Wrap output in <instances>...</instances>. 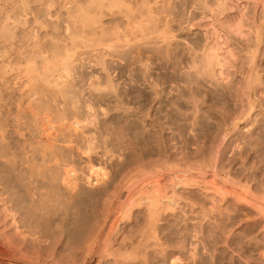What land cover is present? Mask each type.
Returning <instances> with one entry per match:
<instances>
[{
  "label": "rangeland",
  "instance_id": "374dc122",
  "mask_svg": "<svg viewBox=\"0 0 264 264\" xmlns=\"http://www.w3.org/2000/svg\"><path fill=\"white\" fill-rule=\"evenodd\" d=\"M1 1L0 8L5 5L0 10V222L2 221L4 228L7 226V229L5 228L7 231L5 234H7L3 235L0 232L2 234L0 235V264H113V262L114 264H144L147 261V264H264V237L261 236H264V227L261 228L264 226V19H262L261 6L264 0H159L158 4L153 0L152 2L156 5L151 2L154 9L156 10L159 6L150 18V22L155 20L153 23L151 22L152 24L150 23V37L152 38H150V50H153V53L151 51L142 53V51L139 52V49H135L133 52L130 49L131 55L125 47L120 48L123 43L120 44V41L116 42L115 39H110L113 42L109 46L116 49L112 51L111 46V50L106 49L109 47L98 42L99 31L96 32L99 36L96 34L93 36L91 32L84 29L86 31L84 35L87 38L83 35V41L80 26H78V30H73L71 25L66 23L67 19H64L66 8L57 4V1L28 0L29 4L25 1L30 8L26 7V3H22L24 0L22 2L13 0V3L12 0H4L6 3ZM15 1L19 7L13 6ZM21 3L25 6H22ZM51 6L53 7L50 8ZM12 8L15 11L18 9L20 12L22 9L24 10H22L24 13H21L22 15L17 11L16 13L13 11L15 14H10L11 18L21 16L19 23L12 18L13 22L17 24L16 31L12 27L13 22L12 24L8 21H5L8 22L7 24L3 22V19H6V13ZM43 10H46V13ZM3 11L4 14H2ZM157 11H159L158 14ZM94 12L92 11V15L90 14L92 22L93 19L95 20L96 14L97 20L99 17L98 11L96 14ZM102 14H100L102 17L99 18H103V20L99 19L98 23L95 20V23L100 27L105 25L103 31L104 27L107 28V31L113 30L112 28L116 24L114 21L117 18L106 17L104 13ZM32 16L37 22L39 21L38 25L36 21L32 22L34 21ZM18 17L15 19L18 20ZM24 21L25 23H23ZM101 21L102 23H100ZM83 24L78 23L77 25L85 26L84 22ZM155 24L156 29H160L159 31H156ZM1 25L3 27L11 25L9 34V28L1 29ZM111 25L113 26L111 27ZM164 26L166 27L164 28ZM73 31H79L81 35L78 34V36L81 37L77 38ZM154 31L155 33H153ZM23 32L26 33L23 34ZM30 34L35 38H31ZM49 36L51 40H49ZM105 36L104 38L109 40L107 38L110 37ZM29 39H33L35 44L39 43L36 48L32 47V41ZM154 40L158 41L154 42ZM49 42L51 43L49 44ZM102 42L105 43L104 39ZM107 43L110 42L107 41ZM113 43L116 47L113 46ZM102 46H104V50L110 51L104 52ZM22 47L24 48L22 49ZM66 47L73 50L74 53L68 64L70 71L64 74L67 78L66 76L61 77L64 79L60 81L63 85H60L61 88H54L53 91L48 90L52 86L58 88L60 82L54 84L55 86L48 84L49 87H47V83L42 85L39 82L41 66H43L44 60L49 62L48 64H52L54 56H58L56 55L58 51L59 56H61L60 54L64 55ZM199 50L202 52L199 53ZM205 50L207 52L209 50L208 54L216 56L217 59L211 56L214 58V60L212 59L214 63L207 64L206 61L211 57H208ZM97 52L101 53V56L103 53L105 54L101 58L102 61L104 59V70L103 67H98L99 65L96 66L92 62L94 57L99 55ZM37 53H41L40 55L44 58ZM196 53H199V56H196ZM202 53L206 54L202 55ZM59 56L58 59L55 57V60L58 61ZM203 56L208 57L207 60ZM32 57L33 59H31ZM196 57L208 65L205 74L202 71L207 66L200 65L199 63L202 62L200 60L199 62ZM35 58L37 59L35 60ZM47 58L51 61H48ZM193 59L198 64L192 65ZM29 61H33L32 64ZM57 61L54 62L56 65L59 63ZM136 62L139 63L140 68ZM145 63V67L148 65L146 70L143 65ZM6 64L7 66H5ZM142 66L143 69H141ZM191 66H194L192 68L195 70L189 68ZM31 67L34 71L36 70V73L38 72L36 75ZM196 67L200 70L204 69L200 71ZM25 68L28 69L27 73ZM251 68L253 69L251 70ZM29 69L32 72H29ZM186 71L189 72L186 73ZM250 71H253V75ZM188 74L189 78H187ZM23 75L25 76L23 77ZM106 75H109L112 80V84L110 82L112 92L109 89L110 93L105 91L108 88L102 90ZM145 76L146 78H144ZM252 76L254 77L252 78ZM8 78L9 81H7ZM94 81L101 82H99L101 85L98 86L100 89L96 87L99 83H94ZM167 144L169 145L167 146ZM198 152L204 155L208 153L207 159L211 160L212 158L211 161H208L210 164L215 163L213 165L215 167L208 166L209 169L206 168L204 174H201L203 171L201 173L194 172L195 170L189 171L188 168L187 175L186 169L181 167H187L185 160L198 156ZM183 155L185 156L182 157ZM164 160L168 163L166 164ZM158 161L161 163L159 164ZM174 165H178L176 169ZM178 167L180 168L178 169ZM98 171L104 173V176H96L95 173ZM185 174L187 178L190 174L197 178L199 183L195 182V178L190 175L196 185H200L203 192L198 186L188 190L190 187L188 184H185L187 188L184 184L181 185L182 187H176L177 183L180 185L182 178L185 180ZM126 178L128 180L131 178L129 183ZM187 178L186 181L188 180L187 182L190 183ZM192 179L190 178V180ZM136 180L137 183L133 182L136 187L134 185L131 188H135L136 192L133 191L135 195H146L149 191L150 193L152 191L151 194H153L152 189L157 186V188L160 187L159 190L162 189L161 192L167 193L166 204L169 202L168 198L170 202L173 201L171 202L173 206L175 203L192 204L191 207L187 205L188 207L184 208L183 212L171 210L175 214H171L170 210H161L159 213L162 216L158 217L160 220L154 225V227L156 226L155 232L152 233L153 236L150 234V238L146 240L145 244H141L138 239L147 233L149 227L145 217L140 215L141 211L136 209L129 217L122 215L121 185L126 183L132 185L133 183L131 182V184L130 181L136 182ZM171 187L175 190H172ZM185 189L188 190V193ZM204 192H206L205 196H212L211 198L215 201L214 208L211 210L208 209L209 205L205 206L207 203H203L205 201L201 196H204ZM107 202L108 204H106ZM2 206L5 207L2 208ZM4 208L15 216L13 217L16 219V228L10 225V215L7 212L3 213ZM144 222L145 224H143ZM101 223L102 225H99ZM97 228H101L99 230L102 231ZM150 229L152 230V226ZM257 229L260 230L259 233ZM93 230L94 232H90ZM156 231L158 232L156 233ZM93 233H96V236H93ZM154 233L156 234L154 235ZM88 234L92 235L94 239L91 236L89 241H86ZM91 239L94 240V243L90 242ZM132 240L133 242H131ZM82 245L83 248H86L83 249Z\"/></svg>",
  "mask_w": 264,
  "mask_h": 264
},
{
  "label": "bare ground",
  "instance_id": "6f19581e",
  "mask_svg": "<svg viewBox=\"0 0 264 264\" xmlns=\"http://www.w3.org/2000/svg\"><path fill=\"white\" fill-rule=\"evenodd\" d=\"M2 1H4V0H2ZM1 1V2H2ZM6 1H8V0H6ZM11 1V0H10ZM17 1V0H16ZM16 1H15V5L13 4V6H18V5H16ZM23 0H21L20 2H22ZM25 1H27L28 2V0H24L22 3H26ZM35 1H37V0H35ZM39 1V0H38ZM48 1V0H47ZM50 1V0H49ZM57 4L59 3L60 5H61V7H63V8H66V17H65V15H64V19H67L66 20V23H68V24H70L71 25V27H72V29L73 30H75V29H77L78 30V26H80V30L82 31V35H81V33L78 31V32H76V31H73L74 33H76V37L78 38V37H81V38H83V35H84V32H86L85 30L87 29V31L88 32H91V34L94 36V34H96L97 35V31H99L100 33H98V34H100V38H98V42L101 44L102 43V45L104 44V46H106V47H109V48H106V49H110V46H109V44H112V42L113 41H110V39H115V40H117L116 42H118V41H120V44L121 43H123L122 44V46L120 45V48H122V47H125V49H128L127 50V52L130 54V51L131 50H133V52H134V50L135 49H139V52H141L142 51V53H144L143 51H146V52H150L151 50H150V23L152 22H154V21H151L150 22V18H152L151 16H152V13L154 12V11H156V10H158V7L156 8V10L154 9V6H153V4L155 5V3L158 1L159 2V0H54ZM155 2V3H153V2ZM208 1V0H207ZM255 1V0H254ZM5 2V1H4ZM34 2V1H33ZM44 2V1H43ZM51 2V1H50ZM50 2L48 3V5L50 4ZM55 2H53V3H55ZM153 4H152V3ZM158 2L156 3V4H158ZM206 2V1H205ZM6 3V2H5ZM8 3H10V2H8ZM7 3V4H8ZM12 3H13V0H12ZM21 3V4H22ZM55 3V4H56ZM150 3H151V5H150ZM160 3V2H159ZM196 3V2H195ZM194 3V4H195ZM201 3V2H200ZM203 3V2H202ZM20 4V5H21ZM27 4V3H26ZM28 4H29V2H28ZM28 4H27V8H30V6H28ZM41 5H42V2L40 3ZM170 4V3H169ZM169 4H168V6H169ZM5 5V4H4ZM4 5H2L1 6V8L2 7H4ZM39 5V4H38ZM41 5H39V6H41ZM44 5V4H43ZM47 5V6H48ZM51 5H52V3H51ZM255 5V4H254ZM253 5V6H254ZM22 6H25V5H23L22 4ZM55 6V5H54ZM156 6V5H155ZM165 6V5H164ZM199 6V5H198ZM218 6V5H217ZM262 6V19H264V1H263V4L261 5ZM260 6V7H261ZM6 7H8V6H6ZM19 7V6H18ZM32 7V6H31ZM37 7V6H36ZM49 7V6H48ZM47 7V8H48ZM53 6H51L50 8H52ZM58 7V6H57ZM56 7V8H57ZM161 7H163V6H161ZM160 7V8H161ZM167 7V6H166ZM205 7V6H204ZM209 7V6H208ZM1 8H0V10H1ZM25 8V7H24ZM27 8H25V9H27ZM46 8V9H47ZM49 8V9H50ZM62 8V9H63ZM159 8V9H160ZM9 9V8H8ZM17 9V8H16ZM22 9V8H21ZM31 9H33L34 10V8H31ZM37 10H38V8H36ZM58 9H59V7H58ZM61 9V8H60ZM163 9V8H162ZM184 9V8H183ZM207 9V8H206ZM3 10V9H2ZM4 10H6V9H4ZM23 10V9H22ZM21 10V12L17 9L16 11L19 13L20 12V14L24 11H22ZM29 10V9H28ZM32 10V11H33ZM208 10V9H207ZM13 11H15V10H13V8H12V10L10 9V10H8V12H7V10H6V16H5V18L6 19H3V20H1V21H3V22H5V21H8V22H10V24H12V22H13V19L17 22V23H19V17H21V16H17L18 17V20H16L17 19V17H12L11 18V13L12 14H15L16 13V11H15V13H13ZM31 11V12H32ZM46 11V10H45ZM44 10H43V12H45ZM48 11H50V10H48ZM64 11H65V9H64ZM94 12L95 14H96V11H98V13H99V17H102L100 14H102V13H104L105 15H106V17H115V26H113V25H111V27L113 26L114 28H112L113 30H111L110 29V27H109V29H110V31H107V28L106 27H104V31H103V26H105V25H101V27L100 26H98L96 23H95V20H97V17H96V15H95V20L93 19V22H92V14H91V12ZM166 11V10H165ZM187 11V10H186ZM26 12H27V10H26ZM29 13H30V11H28ZM34 12V11H33ZM38 12V11H37ZM158 12L159 11H157V14H158ZM210 12V11H209ZM261 12V11H260ZM28 13V14H29ZM35 13H36V11H35ZM40 13V12H39ZM46 13V12H45ZM155 13V12H154ZM213 13V12H212ZM2 14H4V11H3V13ZM22 14H24V13H22ZM21 14V15H22ZM27 14V13H26ZM27 14V15H28ZM32 14V13H31ZM36 14H38V13H36ZM42 14V13H41ZM61 14V13H60ZM91 14V15H90ZM177 14V13H176ZM252 14V13H251ZM260 15H261V13H259ZM16 15H18V14H16ZM34 15V14H33ZM43 15H44V13H43ZM47 15V14H46ZM103 15V14H102ZM108 15V16H107ZM164 15V14H163ZM171 15V14H170ZM2 16H4V15H2ZM36 16V15H35ZM42 16V15H41ZM158 16V15H157ZM156 16V17H157ZM166 16V15H165ZM169 16V15H168ZM25 18H26V16H24ZM23 17V20L25 19ZM45 18H46V16H44ZM49 17H50V14H49ZM48 17V18H49ZM62 17V16H61ZM91 17V18H90ZM94 17V16H93ZM98 17V20L99 19H101V18H99ZM105 17V16H104ZM159 17V16H158ZM161 17H162V15H161ZM16 18V19H15ZM30 18H31V15H30ZM36 18V17H35ZM42 18V17H41ZM52 18V17H51ZM53 18H54V15H53ZM52 18V19H53ZM109 18V19H110ZM154 19H155V17H153ZM186 18V17H185ZM254 18H256V17H254ZM1 19H2V17H1ZM32 19L34 20V21H32V22H35L36 20L33 18V16H32ZM37 19V18H36ZM105 19V18H104ZM164 19H165V17H164ZM174 19V18H173ZM187 19H188V17H187ZM258 19H259V17H258ZM9 20H12V21H9ZM22 20V21H23ZM26 20H27V18H26ZM62 20V19H61ZM98 20H97V23H98ZM101 20H103V18L101 19ZM163 20V19H162ZM181 20V19H180ZM260 21H261V19H259ZM258 20V21H259ZM31 21V20H30ZM45 21H47V20H45ZM65 21V20H64ZM157 21H159V20H157ZM168 21V20H167ZM182 21V20H181ZM184 21V20H183ZM252 21V20H251ZM257 21V20H256ZM259 21V22H260ZM7 22V23H8ZM16 22L14 23L13 22V24H12V27H13V29L15 30V29H18L17 28V24H16ZM26 22H28V20L26 21ZM83 22L85 23V26H82V25H77L78 23H80V24H83ZM107 22V21H106ZM159 22H161V21H159ZM166 22V21H165ZM255 22V21H254ZM258 22V23H259ZM262 22V21H261ZM6 23V22H5ZM6 23V24H7ZM23 23H25V21L23 22ZM39 24V21L37 22L36 21V24ZM41 23V22H40ZM43 23V22H42ZM100 23H102V21L100 22ZM110 23V22H109ZM109 23H106V24H109ZM151 23V24H152ZM257 23V24H258ZM1 24H3V23H1ZM6 24H3V25H5L6 26ZM35 24V23H34ZM37 24V25H38ZM157 24V23H156ZM156 24H155V29H156ZM163 24H165V23H162V25ZM263 24V23H262ZM3 25H1L2 26V28L1 29H4V28H6L7 29V27L9 28L11 25H9V26H7V27H3ZM19 25V24H18ZM20 25L22 26V24L20 23ZM19 25V26H20ZM26 25V24H25ZM24 25V26H25ZM28 25H29V23H28ZM27 25V26H28ZM42 25V24H41ZM40 25V26H41ZM45 25H46V23H45ZM84 25V24H83ZM159 25V24H158ZM166 25V24H165ZM253 25V24H252ZM24 26H23V28H24ZM32 26V25H31ZM52 26H53V24H52ZM67 26V25H66ZM107 26H110V25H107ZM167 26V25H166ZM166 26H164V28L166 27ZM12 27H10V28H12ZM42 27V26H41ZM40 27V28H41ZM44 27V26H43ZM153 27V26H152ZM180 27V26H179ZM10 28L8 29L9 31H8V34H9V32H10ZM37 28V27H36ZM47 28V27H46ZM45 28V29H46ZM69 28V27H68ZM158 28V27H157ZM162 28V27H161ZM257 28V27H256ZM256 28H255V30H256ZM43 29V28H42ZM65 29V28H64ZM66 29H67V27H66ZM69 29H71V28H69ZM85 29V30H84ZM154 29V28H153ZM154 29V30H155ZM258 29H260V28H258ZM264 29V28H263ZM5 30V29H4ZM13 30V31H14ZM20 30H21V28H20ZM29 30V29H28ZM54 30V29H53ZM84 30V31H83ZM159 31L160 29H156V31ZM162 30V29H161ZM168 30V29H167ZM188 30H189V28H188ZM254 30V29H253ZM254 30V31H255ZM16 31V30H15ZM24 31V30H23ZM31 31H32V29H31ZM34 31H35V29H34ZM50 31V30H49ZM92 31H94V33H92ZM107 31V32H106ZM166 31V30H165ZM164 31V32H165ZM174 31V30H173ZM4 31L2 30V33H3ZM6 33H7V30L5 31ZM28 32V31H27ZM65 32V31H64ZM66 32H68V31H66ZM163 32V33H164ZM169 32H170V30H169ZM256 32H258V31H256ZM261 32V31H260ZM0 33H1V31H0ZM21 33V32H20ZM24 33H26V32H23V34ZM29 33H30V31H29ZM153 33H155V31L153 32ZM162 33V34H163ZM171 33V32H170ZM4 34V33H3ZM14 34V33H13ZM32 34V33H31ZM30 34V35H31ZM38 34V33H37ZM51 34V33H50ZM78 34H80L81 36H78ZM88 34V33H87ZM91 34H89V35H91ZM167 34H169L168 32H167ZM258 34V33H257ZM11 35H12V31H11ZM28 35V37H29V34H27ZM42 35V34H41ZM103 36V39H104V41H105V43L104 42H102L103 41V39H101L102 38V36ZM105 35H108L107 37H110V38H107V39H109V40H106L104 37H106ZM154 36H155V34H153ZM20 36V35H19ZM23 36V35H22ZM32 37L31 38H35V37H33L34 35H31ZM37 36V35H36ZM45 36V35H44ZM64 36V35H63ZM68 36V35H67ZM85 37H86V35H84ZM97 36H99V35H97ZM154 36H152V37H154ZM157 36H158V34H157ZM162 36V35H161ZM161 36H160V38H161ZM171 36V35H170ZM259 36V35H258ZM2 37V36H1ZM3 37H4V35H3ZM24 37V36H23ZM38 37H39V35H38ZM48 37V36H47ZM53 37V36H52ZM90 37V36H89ZM12 38V37H11ZM18 38V37H17ZM39 38H41V37H39ZM38 38V39H39ZM66 38H68V37H66ZM87 38V37H86ZM93 38V37H92ZM169 38V37H168ZM26 39V38H25ZM24 39V40H25ZM56 39V38H55ZM60 39V38H59ZM152 39V38H151ZM162 39L164 40V36L162 37ZM258 39V38H257ZM4 40V39H3ZM2 40V41H3ZM9 40V39H8ZM10 40H12V39H10ZM30 40V39H29ZM29 40H28V42H29ZM33 40V39H32ZM32 40H30V41H32ZM44 40V39H43ZM43 40H41V41H43ZM45 40H46V38H45ZM49 40H51L50 39V36H49ZM65 40V39H64ZM77 40V39H76ZM161 40V39H160ZM165 40H166V38H165ZM7 41V40H6ZM26 41V40H25ZM38 41V40H37ZM53 41V40H52ZM82 41V40H81ZM83 41H84V38H83ZM87 41V40H86ZM89 41V40H88ZM91 41V40H90ZM101 41V42H100ZM107 41H109L110 43H107ZM152 41V40H151ZM156 41H158V40H154V42H156ZM167 41V40H166ZM171 41V40H170ZM24 42V41H23ZM33 42V41H32ZM31 42V44H33L32 45V47H35L36 48V45H38L39 43H37L36 41V43L37 44H35L34 42L32 43ZM76 42V41H75ZM79 42V41H78ZM77 42V43H78ZM97 42V41H96ZM163 42V41H162ZM169 42V41H168ZM13 43V42H12ZM18 43H20V42H18ZM51 42H49V44H50ZM53 43V42H52ZM84 43V42H83ZM91 43H93V42H91ZM107 43V45H105ZM137 43H139V44H137ZM151 43H153V42H151ZM159 43V42H158ZM167 43V42H166ZM202 43V42H201ZM16 44H17V42H16ZM25 44V43H24ZM58 44V43H57ZM96 44V43H95ZM94 44V45H95ZM114 44V43H113ZM163 44V43H162ZM1 45V44H0ZM5 45V44H4ZM23 45V44H22ZM82 45V44H81ZM80 45V46H81ZM86 45V44H85ZM88 45H90L89 44V42H88ZM92 45V44H91ZM93 45V46H94ZM116 45H118V44H116ZM161 45V44H160ZM166 45V44H165ZM9 46V45H8ZM26 46V45H25ZM51 46V45H50ZM52 46H53V44H52ZM58 46V45H57ZM79 46V45H78ZM92 46V47H93ZM104 46H102L103 47V50H104ZM113 46H115V44L113 45ZM119 46V45H118ZM203 46V45H202ZM205 47H206V45H204ZM3 47V46H2ZM27 47H28V45H27ZM39 47V46H38ZM42 47V46H41ZM61 47V46H60ZM76 47V46H75ZM88 47V46H87ZM91 47V46H90ZM116 47V46H115ZM154 47H155V45H154ZM153 47V48H154ZM166 47V46H165ZM189 47V46H188ZM205 47H204V49H205ZM11 48V47H10ZM24 47H22V49H23ZM57 48V47H56ZM82 48H84V47H82ZM97 48V47H96ZM95 48V49H96ZM113 48V50L112 51H114L115 49H114V47H112L111 46V49ZM198 48V47H197ZM210 48V47H209ZM2 49V48H1ZM12 49V48H11ZM18 49V48H17ZM27 49V48H26ZM31 49H33V48H31ZM64 49V48H63ZM76 49V48H75ZM88 49H89V47H88ZM87 49V50H88ZM100 49H102V48H100ZM104 50V52L105 51H110V50ZM131 49V50H130ZM159 49V48H158ZM207 49V48H206ZM7 50V49H6ZM21 50V49H20ZM29 50V49H28ZM39 50V49H38ZM50 50V49H49ZM53 50V49H52ZM77 50V49H76ZM80 50V49H79ZM91 50V49H90ZM97 50H98V48H97ZM212 50H214V49H212ZM26 51V50H25ZM34 51V50H33ZM83 51V50H82ZM85 51V50H84ZM93 51H94V49H93ZM96 51V50H95ZM117 51V50H116ZM123 51H124V49H123ZM153 51V50H152ZM151 51V52H152ZM155 51V50H154ZM168 51V50H167ZM194 51V50H193ZM200 51V50H199ZM198 51V52H199ZM211 51V50H210ZM5 52V51H4ZM15 52V51H14ZM23 52V51H22ZM35 52V51H34ZM38 52V51H37ZM46 52V51H45ZM44 52V53H45ZM56 52V51H55ZM59 52V51H58ZM58 52H57V54L56 55H58L59 56V54H58ZM63 52V51H62ZM125 52H126V50H125ZM132 52V51H131ZM157 52V51H156ZM172 52V51H171ZM187 52H188V50H187ZM197 52V51H196ZM202 52V50L199 52V53H201ZM204 52V51H203ZM205 52H207L206 50H205ZM208 52H209V50H208ZM208 52H207V55H208V57L210 56H214L215 58H216V56L215 55H210L211 53H209L208 54ZM20 53V52H19ZM42 53V52H41ZM40 53V54H41ZM77 53V52H76ZM107 53H109V52H107ZM122 53V52H121ZM153 53V52H152ZM163 53V52H162ZM199 53H196V56L198 55L199 56ZM215 53V52H214ZM248 53H250V52H248ZM1 54V53H0ZM10 54V53H9ZM26 54V53H25ZM40 54H38L37 53V55H40ZM43 54V53H42ZM49 54V53H48ZM51 54H53V53H51ZM72 54H74L73 53V50H71L70 48H68V47H66V49H65V51H64V55H62V54H60L61 56H59L60 58L62 57V60H60V58H59V60H60V62H59V60L57 61V60H55V57H56V59H58V56H54V62H56L57 61V63H58V65H56L54 62H53V60H52V64L50 63V64H48L49 62H47L46 60H44V64L41 62V64H43V66H41L42 68V70H41V72H40V74H39V82H41L42 83V85L43 84H45V83H47V85L48 84H52V85H56V83L58 84L61 80H64V79H62L61 77H63L64 76V74H66V73H68V71H70V70H68V64L70 63L69 62V60L71 59L70 57L72 56ZM99 54V55H98ZM104 54V53H103ZM102 54V56L104 57V55ZM125 54V53H124ZM124 54H123V56H124ZM127 54V53H126ZM129 54H127V56H129ZM139 54V53H138ZM149 54V53H148ZM161 54V53H160ZM206 54V53H205ZM205 54H203L202 53V55H205ZM213 54V53H212ZM216 54V53H215ZM6 55V54H5ZM8 55V54H7ZM20 55V54H19ZM30 55V54H29ZM35 55V54H34ZM97 57L95 56L94 57V59H93V64H95L96 66H98V67H103L104 65H103V63H104V59H103V61H102V59L101 58H103L102 56H101V53H98L97 52ZM112 55V54H111ZM131 55V54H130ZM135 55H136V53H135ZM144 55V54H143ZM153 55V54H152ZM158 55V54H157ZM174 55V54H173ZM202 55H201V57H202ZM17 56V55H16ZM31 56V55H30ZM29 56V57H30ZM41 57H43L42 55H40ZM189 56V55H188ZM190 56H192V55H190ZM194 56H195V53H194ZM252 56V55H251ZM21 57V56H20ZM36 57H38V56H36ZM73 57V56H72ZM89 57V56H88ZM136 57V56H135ZM142 57H145V56H142ZM149 57V56H148ZM153 57V56H152ZM174 57V56H173ZM200 57V58H201ZM205 56H203V58H204ZM207 57V58H208ZM249 57V56H248ZM254 57V56H253ZM253 57H251V58H253ZM5 58V57H4ZM8 58V57H7ZM10 58V57H9ZM24 58V57H23ZM44 58V57H43ZM126 58V57H125ZM124 58V59H125ZM138 59H139V57H137ZM141 58V57H140ZM187 58V57H186ZM191 59L192 58H194V57H190ZM207 58L205 57L204 59L205 60H207ZM255 58V57H254ZM12 59V58H11ZM22 59V58H21ZM26 59V58H25ZM31 59H33V57L31 58ZM37 58H35V60H36ZM39 60H41L40 58H38ZM51 59V58H50ZM121 59V58H120ZM145 59V58H144ZM146 59H148V58H146ZM187 59H189V57L187 58ZM186 59V60H187ZM190 59V60H191ZM195 59V58H194ZM192 60V62L193 63H191L192 65H194V64H198V63H195L196 62V60ZM196 59H198V57H196ZM211 59V60H210ZM212 59L214 60V58L213 57H211V58H208V61H206L207 62V64L209 63H211L212 64ZM217 59V58H216ZM249 59V58H248ZM47 60L48 61H51V60H49L48 58H47ZM131 60V59H130ZM137 60V59H136ZM141 60V59H140ZM175 60V59H174ZM173 60V61H174ZM190 60H189V62H190ZM201 61L202 62V59H198V61ZM210 60V61H209ZM38 61V60H37ZM43 61V60H42ZM86 61V60H85ZM119 61V60H118ZM125 61V60H124ZM182 61V60H181ZM188 61V60H187ZM199 61V62H200ZM251 61V60H250ZM253 61V60H252ZM1 62V61H0ZM9 62H10V59H9ZM13 62H15V61H13ZM29 62H31V61H29ZM33 62V61H32ZM32 62H31V64H32ZM129 62V61H128ZM141 62H143L142 60H141ZM186 62V61H185ZM35 63V62H34ZM91 63V62H90ZM124 63V62H123ZM126 63H127V61H126ZM135 63V62H134ZM136 63H138V62H136ZM172 63V62H171ZM187 63V62H186ZM214 63V62H213ZM13 64V63H12ZM36 64V63H35ZM38 64H39V62H38ZM113 64V63H112ZM130 64V63H129ZM133 64V63H132ZM148 64V63H147ZM190 64V65H191ZM200 65L201 64H204V65H206L205 64V62L203 61L202 63H199ZM215 64H216V62H215ZM15 65V64H14ZM23 65V64H22ZM26 65H27V63H26ZM144 65V69L146 70V69H148L147 67H148V65H147V67H145L146 66V63L145 64H143ZM179 65V64H178ZM190 65H188V66H190ZM204 65H202V66H204ZM5 66H7V64L5 65ZM20 66V65H19ZM24 66V65H23ZM22 66V68H24ZM29 66V65H28ZM132 66V65H131ZM134 66V65H133ZM132 66V67H133ZM187 66V65H186ZM195 66H197V65H195ZM207 67H205V69L204 68H202L201 70H200V68H198L199 67V65H198V67H196V68H198L200 71H202L203 69H204V71H202L203 73L206 71V68H208V65H206ZM12 67H13V65H12ZM70 67V66H69ZM138 67H139V63H138ZM192 67H194V66H191V67H189V68H191V69H194L195 70V68H192ZM201 67V66H200ZM210 67H211V65H210ZM2 68H4L3 66H2ZM1 68V69H2ZM9 68V67H8ZM17 68V67H16ZM21 68V67H20ZM27 68V67H26ZM25 68V69H26ZM29 68H30V66H29ZM72 68V67H71ZM104 68L105 67H103V70H104ZM140 68V67H139ZM212 68V67H211ZM211 68H209V69H211ZM31 69H32V71L35 73L34 75H36L37 73L33 70V68L31 67ZM35 69H37L36 67H35ZM76 69V68H75ZM127 69V68H126ZM141 69H143V66H142V68ZM140 69V70H141ZM198 69H196V70H198ZM253 68H251V70H252ZM13 70V69H12ZM27 70L28 69H26V73H27ZM39 70V69H38ZM100 70H102V69H100ZM106 70V69H105ZM144 70V71H145ZM179 70V69H178ZM198 70V71H199ZM24 71V70H23ZM32 71H30V69H29V72H32ZM107 71V70H106ZM112 71V70H111ZM150 71V70H149ZM148 71V72H149ZM207 71H208V69H207ZM8 72H9V69H8ZM15 72V71H14ZM18 72V71H17ZM102 72H105V71H102ZM147 72V73H148ZM187 72H189V71H186V73ZM209 72V71H208ZM208 72H206V73H208ZM212 72V71H211ZM210 72V73H211ZM251 72V71H250ZM253 72V71H252ZM252 72H251V75H253L252 74ZM5 73V72H4ZM21 73V72H20ZM24 73V72H23ZM121 73H123V72H121ZM133 73V72H132ZM186 73H185V75H186ZM195 73H196V71H195ZM197 73H199V72H197ZM209 73V74H210ZM8 74H10V73H8ZM33 74V73H32ZM106 74V73H105ZM108 74V73H107ZM194 74V73H193ZM193 74H191V75H193ZM200 74V73H199ZM202 74V73H201ZM200 74V75H201ZM205 74V73H204ZM27 75V74H26ZM29 75V74H28ZM31 75V74H30ZM74 75V74H73ZM255 75V74H254ZM22 76V75H21ZM25 75H23V77H24ZM36 76V77H37ZM66 76V75H65ZM64 76V77H65ZM103 76V75H102ZM203 76V75H202ZM2 77V76H1ZM17 77V76H16ZM20 77V76H19ZM18 77V78H19ZM31 77V76H30ZM63 77V78H64ZM68 77H69V75H68ZM96 77V76H95ZM127 77V76H126ZM201 77V76H200ZM254 76H252V78H253ZM12 78V77H11ZM10 78V79H11ZM66 78H67V76H66ZM92 78H94V77H92ZM103 78V77H102ZM106 78V79H105ZM104 79H105V85H104V87L102 88V90L104 91V88H108L107 90H105V91H109V89H110V82L112 81V80H110V78H109V75H106V77H105ZM134 78V77H133ZM144 78H146V76L144 77ZM183 78V77H182ZM187 78H189V74H188V77ZM255 78H257V77H255ZM32 79V78H31ZM37 79V78H36ZM43 81H42V80ZM69 79V78H68ZM196 79V78H195ZM18 80V79H17ZM41 80V81H40ZM65 80H67V79H65ZM94 80V79H93ZM98 80V79H97ZM96 80V81H97ZM7 81H9V78H8V80ZM11 81V80H10ZM20 81V80H19ZM91 81H92V79H91ZM121 81V80H120ZM146 81V80H145ZM255 81V80H254ZM5 82V81H4ZM14 82V81H13ZM32 82V81H31ZM34 82H35V80H34ZM44 82V83H43ZM100 81H98V83H99ZM103 82V81H102ZM17 83V82H16ZM26 83V82H25ZM33 83V82H32ZM65 83V82H64ZM91 83V82H90ZM94 83H97V82H95L94 81ZM97 83V84H98ZM101 83V82H100ZM96 84L97 86V89H100V87H98L99 85H101V84ZM133 83V82H132ZM13 84V83H12ZM35 84V83H34ZM40 84V83H39ZM62 83L60 82V84H59V86H58V88H56V86L55 87H51L50 89H48V90H52V89H59V87L61 88V86H63V85H61ZM67 84V83H66ZM65 84V85H66ZM111 84H112V82H111ZM157 84V83H156ZM155 84V85H156ZM29 85V84H28ZM46 85V84H45ZM61 85V86H60ZM72 85V84H71ZM92 85V83L90 84V86ZM254 85V84H253ZM31 86V85H30ZM34 86V85H33ZM94 86V85H93ZM13 87V86H12ZM16 87V86H15ZM19 87V86H18ZM47 87H49V85L47 86ZM66 87V86H65ZM85 87V86H84ZM102 87V86H101ZM249 87L251 88V84L249 85ZM8 88V87H7ZM25 88V87H24ZM29 88V87H28ZM32 88V87H31ZM67 88H68V86H67ZM90 88V87H89ZM112 88H113V86H112ZM129 88V87H128ZM5 89V88H4ZM12 89V88H11ZM22 89V88H21ZM26 89V88H25ZM71 89V88H70ZM74 89V88H73ZM76 89V88H75ZM93 89H94V87H93ZM96 89V90H97ZM115 89V88H114ZM114 89H113V91H114ZM32 90V89H31ZM42 90V89H41ZM62 90V89H61ZM61 90H60V92H61ZM81 90V89H80ZM101 90V91H102ZM111 90V89H110ZM247 90H248V88H247ZM16 91V90H15ZM35 91V90H34ZM43 91V90H42ZM53 91V90H52ZM65 91V90H64ZM70 91V90H69ZM100 91V90H99ZM98 91V92H99ZM40 92V91H39ZM58 92H59V90H58ZM57 92V93H58ZM63 92V91H62ZM66 92V91H65ZM111 92H112V90H111ZM157 92V91H156ZM155 92V93H156ZM53 93V92H52ZM67 93H69V92H67ZM72 93V92H71ZM100 93V92H99ZM101 93H103V92H101ZM107 93V92H106ZM109 93H110V91H109ZM33 94H34V92H33ZM64 94V93H63ZM66 94V93H65ZM70 94V93H69ZM69 94H67V95H69ZM76 94V93H75ZM74 94V95H75ZM94 94V93H93ZM104 94H105V92H104ZM103 94V95H104ZM158 94V93H157ZM160 94V93H159ZM181 94V93H180ZM189 94V93H188ZM35 95V94H34ZM38 95V94H37ZM53 95V94H52ZM141 95V94H140ZM187 95V94H186ZM196 95V94H195ZM40 96V95H39ZM64 96V95H63ZM66 96V95H65ZM64 96V97H65ZM83 96V95H82ZM98 96V95H97ZM102 96V95H101ZM244 96V95H243ZM45 97V96H44ZM115 97V96H114ZM245 97V96H244ZM67 98V97H66ZM81 98V97H80ZM104 98V97H103ZM116 98V97H115ZM146 98V97H145ZM191 98V97H190ZM248 98V97H247ZM69 99V98H68ZM67 99V100H68ZM70 99H71V96H70ZM156 99V98H155ZM78 100V99H77ZM63 101V100H62ZM75 101H76V99H75ZM89 101V100H88ZM40 102V101H39ZM72 102V101H71ZM74 102V101H73ZM172 102V101H171ZM241 102V101H240ZM249 102V101H248ZM253 102V101H252ZM30 103V102H29ZM32 103V102H31ZM76 103V102H75ZM51 104V103H50ZM53 104V103H52ZM72 104V103H71ZM81 104H83V103H81ZM165 104V103H164ZM247 104H249V103H247ZM47 105V104H46ZM70 105V104H69ZM244 105V104H243ZM251 105V104H250ZM44 106V105H43ZM42 106V107H43ZM76 106V105H75ZM194 106V105H193ZM46 107V106H45ZM58 107V106H57ZM65 107V106H64ZM69 107V106H68ZM72 107V106H71ZM22 108V107H21ZM20 108V109H21ZM92 108V107H91ZM101 108V107H100ZM252 108V107H251ZM42 109V108H41ZM68 109V108H67ZM30 110V109H29ZM46 110V109H45ZM48 110H50V109H48ZM91 110V109H90ZM37 111V110H36ZM57 111V110H56ZM29 112V111H28ZM33 112V111H32ZM87 112V111H86ZM101 112V111H100ZM59 113V112H58ZM57 113V114H58ZM248 113V112H247ZM38 114V113H37ZM55 114V113H54ZM78 114V113H77ZM90 114V113H89ZM68 115V114H67ZM30 116V115H29ZM70 116V115H69ZM35 117V116H34ZM51 117V116H50ZM59 117V116H58ZM64 117V116H63ZM158 117V116H157ZM256 117V116H255ZM41 118V117H40ZM35 119V118H34ZM78 119V118H77ZM97 119H98V117H97ZM38 120V119H37ZM54 120V119H53ZM73 120V119H72ZM94 120V119H93ZM32 121H33V119H32ZM42 121V120H41ZM79 121V120H78ZM39 123V122H38ZM68 123H69V121H68ZM82 123V122H81ZM43 124V123H42ZM66 124V123H65ZM87 124V123H86ZM89 124V123H88ZM41 125V124H40ZM72 125V124H71ZM90 125V124H89ZM105 125H107V124H105ZM166 125V124H165ZM235 125V124H234ZM237 125V124H236ZM33 126H34V124H33ZM39 126V125H38ZM44 126V125H43ZM80 126V125H79ZM223 126V125H222ZM58 127V126H57ZM61 127H63V126H61ZM87 127V126H86ZM41 128V127H40ZM60 128V127H59ZM58 129V128H57ZM71 129H72V127H71ZM86 129V128H85ZM96 129V128H95ZM231 129V128H230ZM234 129V128H233ZM74 130V129H73ZM84 130V129H83ZM92 130V129H91ZM235 130V129H234ZM41 131H42V129H41ZM47 131H48V129H47ZM50 131V130H49ZM77 131V130H76ZM104 131V130H103ZM220 132V131H219ZM47 133V132H46ZM64 133V132H63ZM72 133V132H71ZM80 133V132H79ZM225 133V132H224ZM40 134V133H39ZM56 134V133H55ZM181 134V133H180ZM48 135V134H47ZM57 135V134H56ZM176 135V134H175ZM48 137H50V136H48ZM61 137V136H60ZM92 137V136H91ZM179 137V136H178ZM45 138V137H44ZM68 138V137H67ZM79 138V137H78ZM225 138V137H224ZM221 139V138H220ZM61 140V139H60ZM65 140V139H64ZM55 141V140H54ZM88 141H89V139H88ZM93 141V140H92ZM95 141V140H94ZM196 142V141H195ZM203 142V141H202ZM205 142V141H204ZM176 143V142H175ZM211 143V142H210ZM88 144V143H87ZM173 144H174V142H173ZM35 145V144H34ZM169 144H167V146H168ZM90 146V145H89ZM92 146V145H91ZM174 146V145H173ZM197 146V145H196ZM207 146V145H206ZM190 147V146H189ZM215 147V146H214ZM163 148V147H162ZM161 148V149H162ZM212 148V147H211ZM173 149V148H172ZM202 149V148H201ZM179 150V149H178ZM195 150V149H194ZM209 150H212V149H209ZM168 151V150H167ZM208 151V150H207ZM215 151V150H214ZM162 152V151H161ZM165 152V151H164ZM200 152V151H199ZM198 152V153H199ZM168 153H170V152H168ZM188 153V152H187ZM197 153V154H198ZM205 153V152H204ZM137 154V153H136ZM163 154V153H162ZM165 154H166V152H165ZM164 154V155H165ZM192 154V153H191ZM196 154V155H197ZM208 153H206L205 155L204 154H201V153H199L198 154V156H196V157H194V158H187L186 160H185V166H187V167H181L180 166V164H179V166L181 167V168H185L186 169V172H187V175H188V168L190 169L189 171H191V169H193V170H195L194 172H200L201 173V171H203V173H201V174H204L205 172V170H206V168L207 169H209L208 168V166L209 167H215V166H213L214 164H210L209 162L212 160V158H211V160H210V158L209 159H207L208 157L206 156ZM210 154V153H209ZM215 154V153H214ZM160 155V154H159ZM195 155V154H194ZM211 155V154H210ZM158 156V155H157ZM166 156V155H165ZM164 156V158H166V157H168V156H166L165 157ZM174 156V155H173ZM185 155H183L182 157H184ZM214 156V155H213ZM216 156H217V154H216ZM160 157V156H159ZM181 157V156H180ZM179 157V158H180ZM189 157V156H188ZM210 157V156H209ZM158 158V157H157ZM163 158V159H164ZM173 158V157H172ZM172 158H171V160H172ZM218 158V157H217ZM163 159H161V161H163ZM168 159H170V158H168ZM182 159V158H181ZM214 159V158H213ZM159 160V159H158ZM208 160H210V161H208ZM156 161V160H155ZM161 161L159 162V164L161 163ZM165 161V160H164ZM167 161H169V160H167ZM173 161H175V159H173ZM170 162V161H169ZM178 162V161H177ZM184 162V159H183V161H182V163ZM165 163H166V161H165ZM168 163V162H167ZM166 163V164H167ZM171 163V162H170ZM181 163V162H180ZM173 164V163H172ZM168 165H170V164H168ZM170 166H172V165H170ZM175 167V169H176V166H178V165H174ZM224 166V165H223ZM156 167V166H155ZM180 167H178V169L180 168ZM150 168V167H149ZM154 168V167H153ZM222 168V167H221ZM228 168H229V166H228ZM172 169V168H171ZM185 169H183L184 171H185ZM223 169V168H222ZM134 170H135V168H134ZM134 170H132V171H134ZM138 170V169H137ZM156 170V169H155ZM192 170V171H193ZM213 170H214V168H213ZM127 171V170H126ZM130 171V170H129ZM139 171V170H138ZM146 171V170H145ZM211 171V170H210ZM172 172V171H171ZM135 173V172H134ZM177 173H179V172H177ZM177 173H175V174H177ZM185 173V172H184ZM183 173V174H184ZM191 173V172H190ZM193 173V172H192ZM227 173V172H226ZM235 173V172H234ZM123 174V173H122ZM132 174H133V172H132ZM138 174V173H137ZM194 174V173H193ZM200 174V175H201ZM262 174V173H261ZM95 175L96 176H100V177H103L104 176V173H99V171H98V173H95ZM128 175H131V174H128ZM153 175V174H152ZM187 175L185 174V180L182 178V181L181 180H179V181H181V183L183 182V181H186V178H187ZM191 176H192V174H190ZM189 175V178H187V179H189V181H190V183L189 182H185V183H180V185H178V181L176 180V179H174L175 181H177V182H175V183H177L176 184V187H182L181 185H183L184 184V186L186 187V185L185 184H188L190 187L188 188V190H192V189H194L196 186H198L199 187V189L201 190V188H200V185H196V183L195 182H198L197 180V178H195V177H193V178H195V182L193 181L194 179H192V177ZM197 175V174H196ZM199 175V174H198ZM263 175H264V173H263ZM125 176V175H124ZM135 176V175H134ZM137 176H139V175H137ZM176 176H178V175H176ZM237 176V175H236ZM240 176V175H239ZM242 176V175H241ZM247 176V175H246ZM128 177H130V176H128ZM136 177V176H135ZM140 177H141V175H140ZM143 177V176H142ZM196 177H198L199 178V176H196ZM124 178V177H123ZM151 178V177H150ZM174 178H175V176H174ZM177 178V177H176ZM181 178V177H180ZM190 178L192 179V180H190ZM236 178H238V177H236ZM99 179V178H98ZM127 179V178H126ZM125 179V182L128 180H126ZM133 179V178H132ZM135 179V178H134ZM140 179V178H139ZM153 179V178H152ZM202 179V178H201ZM230 179V178H229ZM232 179V178H231ZM124 180V179H123ZM129 180H131V178L129 179ZM129 180H128V183H129ZM143 180H145V179H143ZM247 180V179H246ZM120 181V180H119ZM139 181V180H138ZM151 181H153V180H151ZM191 181H193L192 183H191ZM239 181V180H238ZM257 181V180H256ZM121 182V181H120ZM137 183V180H136V182L135 181H130V183ZM156 182V181H155ZM204 182V181H203ZM233 182V181H232ZM258 182V181H257ZM69 183H70V181H69ZM123 183V182H122ZM131 183V184H132ZM132 184V185H130V184H120L121 185V190H122V193H121V197H122V199H120V200H122L121 202L123 203V206H122V211H123V214L122 215H124L125 217H129L130 215H132L133 213H134V211L136 210V209H139L141 212V214L140 215H143L144 217H145V221H146V223H147V225L149 226H147L148 228H147V233H144L143 235H141V237L140 238H138V239H140L139 240V242H141V244L143 243V244H145V242H146V240L147 239H149L150 238V234L153 236V232H155L154 230L156 229V226L154 227V225H156L157 223H158V220H160V218H158V217H161L162 215H161V213H159V212H161V210L163 211V210H170L169 212H171V210H178V211H181V212H183V210L185 211V209L184 208H186V207H188V206H190L191 207V205H189V204H184V203H175L174 204V206L171 204V202H173V201H171L170 202V199L168 198V203L166 204L165 202H167V200L165 199V198H167V196H166V192H161L162 191V189L161 190H159L160 189V187H158L157 188V186H155V188L153 187V194H151L152 193V191H151V193H150V191H149V193H146V195H144V194H142V195H135L134 194V192H136V191H134L135 190V188L134 189H131V188H133V186L135 185V184ZM157 183V182H156ZM199 183V182H198ZM197 183V184H198ZM202 183V182H201ZM235 183V182H234ZM263 183V182H262ZM147 184V183H146ZM148 184H151V183H148ZM159 184V183H158ZM157 184V185H158ZM259 184H261L260 182H259ZM178 185V186H177ZM192 185H195V186H192ZM241 185V184H240ZM255 185V184H254ZM257 186V185H256ZM263 186V185H262ZM119 187V186H118ZM134 187H136V185L134 186ZM173 187V186H172ZM171 187V188H172ZM176 187H174V188H176ZM140 188H142V187H140ZM149 188V187H148ZM187 188V187H186ZM239 188V187H238ZM244 188V187H243ZM258 188H259V185H258ZM137 189V188H136ZM144 189V188H143ZM154 189H156L155 191H154ZM158 189V190H157ZM167 189V188H166ZM197 189V188H196ZM195 189V190H196ZM205 189H206V187H205ZM208 189V188H207ZM249 189V188H248ZM119 190V189H118ZM172 190H175V189H173L172 188ZM176 190H178V188H176ZM187 190V191H188ZM203 190H204V188H203ZM134 191V192H133ZM139 191H140V189H139ZM146 191H148V190H146ZM145 191V192H146ZM184 191V190H183ZM185 191H186V189H185ZM184 191V192H185ZM186 191V192H187ZM202 191V190H201ZM205 191V190H204ZM209 191V190H208ZM248 191V190H247ZM263 191H264V188H263ZM262 191V192H263ZM142 192V191H141ZM183 192V193H184ZM193 192V191H192ZM196 192V191H195ZM203 192V191H202ZM118 193V192H117ZM116 193V194H117ZM170 193H172V192H170ZM188 193V192H187ZM199 193H200V191H199ZM205 193L206 192H204V196H201L202 197V199H203V201H205V202H203V203H207V204H205V206L206 205H209V208L208 209H210L211 210V208L213 209L214 208V205H215V201H213L214 199L213 198H211L210 196L208 197L207 195L205 196ZM224 193V192H223ZM223 193H222V195H223ZM243 193H244V191H243ZM139 194V193H138ZM151 194V195H150ZM182 194V193H181ZM207 194H208V192H207ZM247 194V193H246ZM256 194V193H255ZM106 195V194H105ZM200 195V194H199ZM208 195H210V193L208 194ZM212 195V194H211ZM245 195V194H244ZM253 195V194H252ZM257 195H259V194H257ZM264 195V194H263ZM236 196V195H235ZM260 196H262L261 194H260ZM89 197V196H88ZM92 197V196H91ZM178 197V196H177ZM107 198V197H106ZM259 198V197H258ZM87 199H90V198H87ZM100 199V198H99ZM109 199H111V198H109ZM113 199H116V198H113ZM236 199V198H235ZM263 199V198H262ZM102 200V199H101ZM104 200V199H103ZM164 200H166V201H164ZM179 200V199H178ZM186 200V199H185ZM191 200V199H190ZM198 200H200V199H198ZM224 200V199H223ZM227 200V199H226ZM245 200V199H244ZM1 201V200H0ZM105 201H107V200H105ZM104 201V202H105ZM111 201V200H110ZM252 201H253V199H252ZM103 202V203H104ZM120 202V203H121ZM199 202V201H198ZM197 202V203H198ZM202 202V201H201ZM225 202V201H224ZM232 202H234V201H232ZM246 202H247V200H246ZM92 203V202H91ZM114 203V202H113ZM165 203V204H164ZM229 203V202H228ZM253 203V202H252ZM106 204H108V202L106 203ZM102 205H104V204H102ZM111 205V204H110ZM172 205V206H171ZM188 205V206H187ZM262 205V204H261ZM105 206H107V205H105ZM198 207H199V205H197ZM255 206V205H254ZM253 206V207H254ZM3 207H5V206H2V208ZM92 207V206H91ZM223 207H226V206H223ZM105 208V207H104ZM107 208H109V206H107ZM106 208V209H107ZM116 208V207H115ZM118 208V207H117ZM193 208V207H192ZM207 208V207H206ZM205 208V209H206ZM258 208V207H257ZM113 209V208H112ZM219 209V208H218ZM225 209V208H224ZM259 209V208H258ZM4 212L3 213H5V212H7V213H9V215H10V221H11V223H10V225L12 226L13 225V227L14 228H16V226H15V220L16 219H14V215L12 214H10V211L9 210H7V209H5L4 208ZM91 210V209H90ZM89 210V211H90ZM107 210H109V209H107ZM116 210V209H115ZM121 210V209H120ZM194 210V209H193ZM216 210V209H215ZM227 210V209H226ZM95 212H97L96 210H94ZM191 211V210H190ZM196 211V210H195ZM206 211V210H205ZM94 212V213H95ZM105 212V211H104ZM111 212V211H110ZM198 212V211H197ZM259 212V211H258ZM6 213V214H7ZM102 213V212H101ZM107 213V212H106ZM122 213V212H121ZM173 212H171V214H172ZM204 213V212H203ZM208 213V212H207ZM262 213V212H261ZM260 213V214H261ZM170 214V215H171ZM173 214H175V213H173ZM193 214V213H192ZM194 214H196V213H194ZM206 214V213H205ZM224 214V213H223ZM264 214V213H263ZM8 215V214H7ZM6 215V217H9V216H7ZM107 215V214H106ZM121 215V216H122ZM161 215V216H160ZM204 215V214H203ZM208 215V214H207ZM14 216V217H13ZM93 216V215H92ZM104 216V215H103ZM103 216H101V217H103ZM110 216V215H109ZM124 216H123V218H124ZM193 216H195V215H193ZM197 216V215H196ZM256 216V215H255ZM261 216V215H260ZM4 217V216H3ZM95 217V216H94ZM98 217V216H97ZM114 217V216H113ZM132 217V216H131ZM143 217V218H144ZM257 217V216H256ZM135 218V217H134ZM181 218V217H180ZM195 218H197L198 219V217H195ZM207 218V217H206ZM4 219V218H3ZM9 219V218H8ZM95 219V218H94ZM103 219V218H102ZM120 219V218H119ZM192 219H194L193 217H192ZM209 219V218H208ZM211 219V218H210ZM123 220V219H122ZM257 220V219H256ZM96 221V220H95ZM100 221V220H99ZM104 221V220H103ZM136 221V220H135ZM197 221V220H196ZM195 221V222H196ZM2 222V221H1ZM0 222V223H1ZM88 222V221H87ZM102 222V221H101ZM138 222V221H137ZM161 222V221H160ZM159 222V223H160ZM184 222V221H183ZM190 222V221H189ZM193 222V221H192ZM97 223V222H96ZM142 223V222H141ZM202 223V222H201ZM210 223V222H209ZM257 223V222H256ZM2 224V223H1ZM0 224V232L3 234V235H6L5 234V232H7L6 230H5V228L7 229V226H5V228H4V224H2L1 225ZM98 224V223H97ZM97 224H96V226H97ZM135 224H136V222H135ZM143 224H145V222L143 223ZM195 224V223H194ZM200 224V223H199ZM264 224V223H263ZM6 225V224H5ZM99 225H102V223L101 224H99ZM139 225V224H138ZM184 225H185V223H184ZM196 225V224H195ZM202 225H204V224H202ZM95 226V225H94ZM145 226V225H144ZM151 226H152V230L150 229L151 228ZM10 227V226H9ZM99 227V226H98ZM159 227V226H158ZM262 227H264V226H261V228ZM94 228V227H93ZM137 228V227H136ZM142 228V227H141ZM261 228H259V229H261ZM91 229V228H90ZM96 229V228H95ZM94 229V230H95ZM99 229H101V228H97V230H99ZM264 229V228H263ZM16 230V229H15ZM94 230L93 231H90V232H94ZM129 230H131V229H129ZM150 230L152 231L151 233H150ZM258 230V229H257ZM87 231V230H86ZM99 231H102V230H99ZM141 231V230H140ZM144 231V230H143ZM259 231L260 230H258V233H259ZM96 233H97V231H95ZM158 231H156V233H157ZM163 232V231H162ZM257 232V231H256ZM0 233V235H2ZM89 233V232H88ZM95 233V234H96ZM156 233H154V235L156 234ZM257 233V234H258ZM262 233V232H261ZM90 234H92V233H90ZM94 234V233H93ZM93 235V236H96V235ZM98 234V233H97ZM146 234H148V235H146ZM11 235V234H10ZM89 235V234H88ZM15 236V235H14ZM19 236V235H18ZM86 236V235H85ZM91 236L92 235H89V236H87V239H86V241H89V239L91 238ZM92 236V238L94 239V237ZM139 236V235H138ZM151 236V237H152ZM262 237H264L263 235H261ZM97 237H98V235H97ZM125 237V236H124ZM123 237V238H124ZM136 237V236H135ZM160 237V236H159ZM259 237V236H258ZM257 237V238H258ZM14 238V237H13ZM126 238V237H125ZM154 238H155V236H154ZM261 238V237H260ZM6 239V238H5ZM4 239V240H5ZM95 239H96V237H95ZM137 239V240H138ZM152 240H153V238H151ZM150 239V240H151ZM262 239V238H261ZM3 240V239H2ZM3 240V241H4ZM7 240V239H6ZM98 240V239H97ZM96 240V241H97ZM160 240H162V239H160ZM159 240V241H160ZM12 241V240H11ZM154 241H155V239H154ZM264 241V240H263ZM90 242H93L94 243V240L92 241V239H91V241ZM124 242V241H123ZM131 242H133V240L131 241ZM136 242V241H135ZM156 242V241H155ZM158 242V241H157ZM163 242V241H162ZM87 243V242H86ZM120 243H121V241H120ZM125 243V242H124ZM6 244V243H5ZM11 244V243H10ZM88 244H89V242H88ZM92 244V243H91ZM131 244H133V243H131ZM147 244H148V242H147ZM150 245V244H149ZM152 245V244H151ZM157 245V244H156ZM155 245V246H156ZM84 246H86V245H84ZM137 246V245H136ZM141 246V245H140ZM145 246V245H144ZM162 246V245H161ZM87 247H89L88 245H87ZM135 247V246H134ZM133 247V248H134ZM151 247V246H150ZM18 248V247H17ZM82 248H83V245H82ZM86 248V247H85ZM85 248H83V249H85ZM136 248H138V247H136ZM144 248V247H143ZM148 248V247H147ZM157 248V247H156ZM161 248V247H160ZM80 249V248H79ZM132 249V248H131ZM140 249V248H139ZM138 249V250H139ZM141 249H142V247H141ZM151 249H153V248H151ZM158 249H159V247H158ZM166 249V248H165ZM144 250H145V248H144ZM146 250H148V249H146ZM150 250V249H149ZM87 251V250H86ZM107 251V250H106ZM137 251V250H136ZM154 251V250H153ZM162 251H164V250H162ZM18 252V251H17ZM132 252V251H131ZM138 252V251H137ZM141 252V251H140ZM139 252V253H140ZM145 252V251H144ZM165 252V251H164ZM264 252V251H263ZM86 253V252H85ZM129 253V252H128ZM133 253V252H132ZM132 253H130L131 255H134V254H132ZM138 253V254H139ZM141 253H143V252H141ZM155 253V252H154ZM18 254H20V253H18ZM137 254V253H136ZM158 254V253H157ZM114 255V254H113ZM110 256V255H109ZM145 256V255H144ZM147 256V255H146ZM145 256V257H146ZM159 256V255H158ZM126 257V256H125ZM167 257V256H166ZM165 257V258H166ZM134 259H135V257H133ZM140 258V257H139ZM142 258V257H141ZM160 258V257H159ZM164 258V257H163ZM175 258V257H174ZM177 258V257H176ZM104 259V258H103ZM133 259V260H134ZM137 259H138V257H137ZM81 260V259H80ZM125 260H126V258H125ZM130 260V259H129ZM136 260V259H135ZM142 260H143V258H142ZM146 260V259H145ZM150 260V259H149ZM118 261V260H117ZM144 261V260H143ZM152 261V260H151ZM170 261V260H169ZM172 261V260H171ZM174 261V260H173ZM116 262V261H115ZM122 262H124V261H122ZM133 262H135V261H133ZM148 262V261H147ZM147 262H145L146 264H147ZM118 263V262H117ZM139 263V262H138ZM143 263V262H142ZM144 263V264H145ZM113 264H114V262H113ZM126 264V263H125Z\"/></svg>",
  "mask_w": 264,
  "mask_h": 264
}]
</instances>
